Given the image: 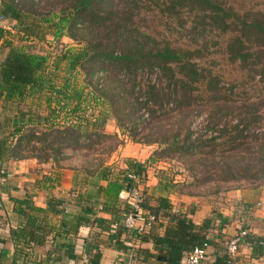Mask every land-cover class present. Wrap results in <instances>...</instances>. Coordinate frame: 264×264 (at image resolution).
Returning <instances> with one entry per match:
<instances>
[{
  "label": "trees",
  "instance_id": "1",
  "mask_svg": "<svg viewBox=\"0 0 264 264\" xmlns=\"http://www.w3.org/2000/svg\"><path fill=\"white\" fill-rule=\"evenodd\" d=\"M225 5L223 0H0V21L11 22L14 30L10 33L0 26V52L7 48L0 61L1 90L6 98L19 100L44 94L48 110L42 115L39 107L22 111L16 105L12 135L18 137L7 153L15 157L25 151L42 162L52 160L61 166L71 157L69 150L104 149V158L96 156L84 162L98 169L101 178H107L109 166L104 162L120 142L116 134L103 131L111 116L123 135L157 145L152 159L192 158L188 170L199 169L201 183L244 179L249 181L246 188H258L264 183V134L257 136L250 129L264 119V8L240 15ZM142 6L157 9L182 29L189 24L191 33H225L231 29L234 34L225 44L228 59L261 78L260 100L240 105H232L230 99L227 102L218 75L194 61L195 49L174 46L141 30L137 18ZM7 31L12 40L4 41ZM64 36L70 45L62 42ZM46 44L52 46L50 51L45 50ZM152 74L155 81L162 75L164 86H139L138 81H152ZM200 84L216 104L209 113L211 124L219 125L226 117L237 120L220 128L222 140L192 139L188 124L184 127L177 122L170 135L164 133L146 141L132 138L139 135L141 123L155 118L156 110L172 99L171 93L179 98L174 110H181L198 98ZM53 100L55 106L51 107ZM143 109L148 114L146 118L140 113ZM183 130L185 135L180 137ZM109 137L117 142L111 148L103 147ZM3 147L0 140V159ZM126 180V175L119 174L102 189L108 194L103 208L112 213L111 225L117 234L127 231L122 216L117 215V198L120 194L125 197ZM150 200L143 196L142 211L153 214L156 221L141 240L153 243L156 257L160 258L158 264H181L187 253L204 244L212 245L217 252L214 259L206 257L199 264H236L242 240L253 255H264V237L250 232L241 239L234 256H229L225 247L231 237L221 250L217 242L208 238L216 218L224 223L213 201L208 202L217 216L197 224L186 215L174 213L167 197L153 198L154 203ZM19 202L30 205L27 200ZM61 204L58 199L47 202L49 207ZM239 205L241 212L235 211L234 215L246 229V214L251 206L243 201ZM144 255L150 256L147 252ZM91 263L96 261L91 259Z\"/></svg>",
  "mask_w": 264,
  "mask_h": 264
},
{
  "label": "crops",
  "instance_id": "2",
  "mask_svg": "<svg viewBox=\"0 0 264 264\" xmlns=\"http://www.w3.org/2000/svg\"><path fill=\"white\" fill-rule=\"evenodd\" d=\"M11 24L0 21V26L13 33ZM10 33L7 31L4 41L12 40ZM62 42L71 44L65 36ZM6 52L7 48L1 50L0 61ZM16 105L22 111L39 107L40 114L48 112L44 94L11 99L5 97L0 87V140L4 146V156L0 159V264H92L91 259L95 264H158L160 258L156 257L153 243L142 241L128 231L117 234L111 225L112 213L103 208L108 194L102 189L117 175L127 176L132 163L141 165L144 173L140 184L142 198L150 197L154 203L153 198L167 197L174 213L186 215L197 224L206 217L217 216L208 201L181 191L184 179L172 176L168 161L152 159L157 145L133 141L123 135L111 116L106 119L103 131L116 134L120 142L104 162L109 166L107 178H101L98 169L86 165L77 150H69L67 154L71 157L61 166L52 160L42 162L25 151L13 157L7 152L18 137L12 135ZM50 106H55L54 100ZM50 199H58L62 204L49 207ZM22 200L30 205L20 203ZM231 200L251 206L246 214L249 218L246 229L264 237V183L253 190H236ZM117 202V215L121 217L126 209L124 195L120 194ZM229 205L217 206L224 223L220 224L216 218L208 230V238L217 242L220 250L228 238L243 229L234 215L233 203ZM161 221L165 223V219ZM241 242L236 264H264V255H253L251 247ZM207 252L211 261L217 250L208 245Z\"/></svg>",
  "mask_w": 264,
  "mask_h": 264
},
{
  "label": "rangeland",
  "instance_id": "3",
  "mask_svg": "<svg viewBox=\"0 0 264 264\" xmlns=\"http://www.w3.org/2000/svg\"><path fill=\"white\" fill-rule=\"evenodd\" d=\"M223 1L226 4L225 6L232 7L233 11L240 15L251 9L264 8V0ZM143 7H141L142 10L137 18L141 30L158 40L168 41L174 46L195 49L194 51L197 54L194 57V61L218 75L220 79L219 87L224 90L223 95H227V102L230 99L229 101L232 102V105H240L241 103H256L260 100L259 93L261 89L259 87L261 85V78L243 68L240 63L232 62L228 59L225 44L227 39L234 34L231 29L225 33H218L216 31L191 33L187 28L189 24L182 29L178 26L177 21L171 18V20L166 19L157 9ZM51 47L49 44L44 45L45 50L48 51H50ZM161 76L159 75V81H138L139 86L144 85L143 87L146 88L147 85L153 83L159 87L164 86L165 80ZM199 88L196 90L198 98L181 110H174L179 98L178 95L174 96V93H171L172 99L166 102L162 108L154 109L156 110L155 118L141 123L139 135H134L132 138H142L143 141H146L160 138L164 133L165 135H170L173 133L177 122L184 125V127H187L188 124L189 131L192 132V139L200 138L207 141L215 138L217 142L222 140L220 128L227 123L235 124L237 120L226 117L222 119L219 125L211 124L209 122V113L216 104L212 102L213 98L211 94L205 92L201 84ZM143 111L146 112L144 109ZM157 126H159V130L156 129ZM251 131L257 136H262L264 134V119L253 125L250 129ZM183 135H185V130L182 131L180 137ZM117 140L109 137L104 141L103 147L111 148ZM103 150L98 148L95 151H87L85 148L81 149L78 147L77 154L83 161L90 162L92 157H98V159L104 158L105 153L101 152ZM165 160L170 163L172 176L184 179L183 185L180 187L182 192L188 195L199 196L206 201H213L215 205L221 207H228L230 206L229 204L233 203V210L241 212L240 201H232L231 199L236 190L243 192L248 187L247 183L249 181L241 179L236 181L218 180L201 183L198 179L203 175L199 173V169L188 170L189 166H191L190 162L193 161L192 158Z\"/></svg>",
  "mask_w": 264,
  "mask_h": 264
},
{
  "label": "built area",
  "instance_id": "4",
  "mask_svg": "<svg viewBox=\"0 0 264 264\" xmlns=\"http://www.w3.org/2000/svg\"><path fill=\"white\" fill-rule=\"evenodd\" d=\"M155 81V74L150 78ZM144 118L148 116L147 112L141 111ZM136 164V163H135ZM128 180L124 185L126 209L122 214V223L125 229L133 233L136 237H141L153 223L156 218L149 212L142 211L141 201L142 193L140 184L143 181V170L136 164L127 174ZM248 233L247 229H240L226 243V252L229 256H234L237 253L238 245L244 235ZM208 245L194 247L183 259L184 264H199L202 260L208 257ZM133 255V253H132Z\"/></svg>",
  "mask_w": 264,
  "mask_h": 264
}]
</instances>
